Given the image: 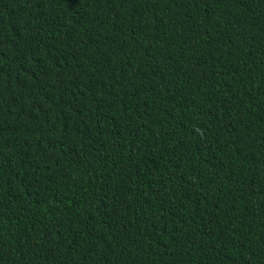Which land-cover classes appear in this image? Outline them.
Here are the masks:
<instances>
[{
	"label": "trees",
	"instance_id": "obj_1",
	"mask_svg": "<svg viewBox=\"0 0 264 264\" xmlns=\"http://www.w3.org/2000/svg\"><path fill=\"white\" fill-rule=\"evenodd\" d=\"M0 264H264V0H0Z\"/></svg>",
	"mask_w": 264,
	"mask_h": 264
}]
</instances>
